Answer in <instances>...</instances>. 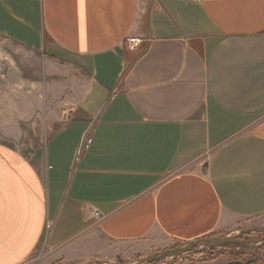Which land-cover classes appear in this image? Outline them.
<instances>
[{
	"label": "crops",
	"instance_id": "1",
	"mask_svg": "<svg viewBox=\"0 0 264 264\" xmlns=\"http://www.w3.org/2000/svg\"><path fill=\"white\" fill-rule=\"evenodd\" d=\"M247 225H264V0H0V264Z\"/></svg>",
	"mask_w": 264,
	"mask_h": 264
},
{
	"label": "rangeland",
	"instance_id": "2",
	"mask_svg": "<svg viewBox=\"0 0 264 264\" xmlns=\"http://www.w3.org/2000/svg\"><path fill=\"white\" fill-rule=\"evenodd\" d=\"M237 235H242L241 240L244 244H228L226 246L215 247L206 246L203 243L197 245L195 250L187 252L175 257L162 259L154 264H237V262H246L253 260L254 262L264 263V225H247L243 227ZM225 236H214L208 239H222ZM182 245V243L175 244L170 248L161 250H154L149 254H133L125 258H118L114 262L118 263H136L139 260L162 252L164 250L173 249ZM102 264L96 260L85 264ZM54 264H61L56 262ZM151 264V263H145ZM250 264H254L253 262Z\"/></svg>",
	"mask_w": 264,
	"mask_h": 264
},
{
	"label": "water",
	"instance_id": "3",
	"mask_svg": "<svg viewBox=\"0 0 264 264\" xmlns=\"http://www.w3.org/2000/svg\"><path fill=\"white\" fill-rule=\"evenodd\" d=\"M241 236L242 235L226 236L225 238H222V239H213V240L207 238V239L196 240V241L189 242V243H184L173 249H168L162 252H158L151 256L145 257L136 263H131V264H145V263L154 264L155 262H158L162 259H166L169 257H175L178 255L187 253V252H191L195 250V247L201 243H203L206 246H215V247L226 246L228 244H240L241 245V244L246 243L245 241L240 239ZM252 262L253 260H248L246 262H237V264H250ZM107 264H130V263L112 262V263H107Z\"/></svg>",
	"mask_w": 264,
	"mask_h": 264
},
{
	"label": "built area",
	"instance_id": "4",
	"mask_svg": "<svg viewBox=\"0 0 264 264\" xmlns=\"http://www.w3.org/2000/svg\"><path fill=\"white\" fill-rule=\"evenodd\" d=\"M142 44V40L136 37H128L125 40V45L128 47L130 50H136L138 49ZM92 213L94 216H99L100 212L97 209L92 208ZM48 228H50V224L47 225Z\"/></svg>",
	"mask_w": 264,
	"mask_h": 264
},
{
	"label": "trees",
	"instance_id": "5",
	"mask_svg": "<svg viewBox=\"0 0 264 264\" xmlns=\"http://www.w3.org/2000/svg\"><path fill=\"white\" fill-rule=\"evenodd\" d=\"M253 263H254V261H253Z\"/></svg>",
	"mask_w": 264,
	"mask_h": 264
}]
</instances>
